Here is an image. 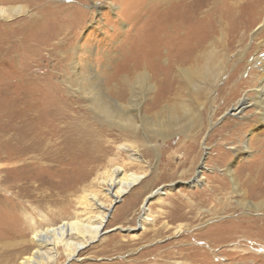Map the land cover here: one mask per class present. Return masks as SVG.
Listing matches in <instances>:
<instances>
[{"label": "rangeland", "instance_id": "374dc122", "mask_svg": "<svg viewBox=\"0 0 264 264\" xmlns=\"http://www.w3.org/2000/svg\"><path fill=\"white\" fill-rule=\"evenodd\" d=\"M228 1L236 5L248 0L219 3ZM156 2L0 0L2 7L24 9L19 14L8 9L11 17L0 16V125L11 134L15 111L52 118L53 104L61 106L56 101L64 103L62 98H69L80 101L89 112L86 124L98 130L95 143L99 147L94 150L95 163L82 160L68 166L30 167L23 158L15 159L9 142L4 141L5 147L0 144V198L8 201L0 204V264H19L32 254L37 246L31 239L34 231L78 217L87 222L112 205L102 234L70 258L59 245L57 258L45 264H264V237L254 235L264 229V186H260L264 184V96H259L258 86L264 78V16L244 33L242 42L230 45L228 57L222 43L217 46L226 69L200 95L191 87H180L173 72L172 90H178L180 97L170 100L163 88L169 87L163 84L167 80L157 74V59L161 58V64L170 62L169 50L175 54L187 43L178 40L176 45L171 40L162 45L163 34L156 40L155 26L163 31L167 15L143 12ZM253 2L257 0L249 1L250 8ZM41 18L44 24L31 31V39L12 42L6 38V33L23 23ZM177 54L185 55V50L178 48ZM139 72L148 74L153 89L136 85ZM124 76L130 78V85L121 84ZM89 77L97 80L114 106L140 115L133 126L100 119L87 99L75 92L74 84ZM55 87L63 88L66 97L55 99ZM190 97L196 109L191 128L157 131L158 125L151 121L159 122L163 107ZM242 97H248L249 103L230 113ZM30 106L36 107L38 115ZM72 121V117L65 119ZM116 167L119 176L136 172L144 177L113 202L102 179ZM78 173L88 174L86 182L76 183ZM250 177L255 179L251 183ZM27 185L31 189L21 193ZM160 188L162 192L145 204ZM88 190L97 192L104 208L94 205L85 210L80 202ZM13 197L15 201L10 202ZM145 215L150 220L144 221Z\"/></svg>", "mask_w": 264, "mask_h": 264}, {"label": "bare ground", "instance_id": "6f19581e", "mask_svg": "<svg viewBox=\"0 0 264 264\" xmlns=\"http://www.w3.org/2000/svg\"><path fill=\"white\" fill-rule=\"evenodd\" d=\"M157 1L158 2H156L155 5L150 6L147 10H143V12L144 11L153 12L154 10H156L157 12L161 13L162 16L165 14L167 15L166 18L167 20H165V24L162 27L163 31H161L160 27L157 28L155 26V30L157 34L156 40L160 37V34H163L165 35L163 41L159 39L162 45H164L167 41L169 42L171 40H175L174 44L176 45L179 44L178 40L187 43V46L185 47H182L181 45L180 47H178L181 48L182 50H185V55H178L177 54L178 48H177L175 54H173V50H169V52H171L170 54L171 57H169L171 58L170 62L161 64L160 62L161 58L157 59V63H158L157 74L158 76L161 75L164 78H166L167 82L163 84L169 87L168 88L163 87V88L165 89V94H167V97L170 100L178 99L180 97L178 90L177 91L172 90V87H174V85L172 84L173 81H171L173 80V72L176 73L175 76L178 80L177 82L179 83L180 87H187L188 89H190L191 87L195 89L197 92H199L200 95L201 90L205 88L207 89L209 85H212L217 78L219 79V76L226 69L227 65L225 60H223L224 58L222 57V54L220 53L219 55V51L217 50L215 51L217 46L222 43L225 49V55L228 57L231 51L230 45L235 41L242 42L243 39L246 38L244 33L250 32L253 24L264 16V0H261V2L257 0V2H253V5L251 3V8L249 3L250 0L243 3L237 2L236 5L233 3L228 5L229 1L227 4L219 3V0H157ZM8 9H11L17 14L24 11V9H22L21 6H17V5L12 7L0 6V16L8 15L9 17H11V15L8 14L9 13ZM43 24H44L43 18L37 20L32 19L29 22L23 23L21 26L18 25L19 26L18 30H11V31L9 30L10 32L6 33V38L12 42L13 41L16 42L17 39H21V40L31 39L34 34L31 33V31L41 28ZM195 31H200V33H197ZM20 34L22 37L19 36ZM221 52L223 53V49ZM128 69H130V67ZM20 71L21 70H19V72ZM133 71L137 72L136 68L133 69ZM124 77L120 78L121 84H125L126 86L130 85L129 82L130 78H126V77L124 78ZM135 80L137 83L136 85L137 86L139 85L138 87L140 86L142 87L143 85H146V87L144 88L146 90L154 88V85L150 82V77L148 76V74H145V72L144 73L139 72ZM163 80L164 79L161 80V83ZM258 82L259 84H261L258 85L260 86L259 96L261 97L264 96V78L259 80ZM34 83H38V82L36 81ZM49 85L52 86V84ZM73 88H75L74 90L76 93L80 94V96L82 95V97L87 99V103L89 104V107L95 112V114L100 119H103L104 121L117 123L127 128L128 124L130 127L133 126L135 119L140 117L138 113L135 115L129 114L128 112L121 109L119 105L118 107L114 106V102L109 101V99L107 98L108 94L105 93L103 87L99 85L97 80L95 81L91 77H89V80H84V79L79 80L78 83L76 82L74 84ZM54 91L55 92L53 96L55 99H59L60 95H64L66 97L63 88L55 87ZM189 93L194 94L192 90L189 91ZM161 95H162L161 92L157 94V100L154 101L156 102V104H158ZM62 99L63 100L65 99L66 101L63 103L61 101L55 100L57 103L61 104V106L56 103L53 104L52 114L54 115L52 116V118L46 119V118H42L43 116L41 118H37L35 114L31 115V113L28 112H27L28 114H26L23 111L13 112L11 114L12 115L11 120L13 121L11 134L9 133L7 127L0 125V144L3 147H5L6 142L4 141L9 142L12 148V154L13 156H15V159L23 158L25 165L30 167L31 166L38 167L40 165H43L44 163L45 165L47 163H53L59 166L72 164V163L79 164L81 163L82 160H83V164L87 162L95 163L96 158L94 157V150L97 148L96 147L97 144L95 143V138L97 137L98 130H94V127H92L89 124H86V119L88 118L87 113L89 112H87L86 109L83 108V106L81 105L82 103L80 101L78 102L72 101L69 98L67 99L62 98ZM192 99L193 97H190V99L182 103L177 101L173 103L174 101H172L173 103L172 106H167L166 108L163 107L164 110H162V113H159L161 114L159 116L160 124L157 121H155V123L151 121L152 125L153 126L158 125L156 130L161 132L162 134H165L170 130H174L178 127L184 129L191 128L190 126L193 125L195 121V115L193 112V109H195V107L193 106L194 99L193 100ZM245 102L249 103L248 97H242L239 100L238 104L230 109L232 111V114H236L240 110V108L242 109V107L245 106L246 104ZM261 103H264L262 99H261ZM30 109L32 110V113L37 111L35 106L34 107L30 106ZM130 113L132 112L130 111ZM68 117L73 118V121L71 123H66L68 120L65 122V119ZM263 121H264V113H263ZM62 123H64L63 126L61 125ZM130 156L133 155L131 154ZM79 167L81 168V166ZM119 169L120 168L116 167L112 170H107L106 177L102 179V182L107 183L109 185L108 191L112 193L113 202L118 197L128 192L136 183L139 182V180H141L144 177L143 174L136 172H131L119 176ZM25 174L28 175V173L26 172ZM87 175H88L87 173L76 174L74 177L76 183L82 184L86 182ZM250 179H249L250 183L255 180V179L253 180V177H250ZM236 183L238 184V182ZM260 186L262 187L264 186V184L261 183ZM30 187H32V185L31 186L27 185L24 188H21L20 189L21 193H23L24 191L25 193H28L26 192V190H29L28 188ZM114 188H116L115 192H113ZM160 192H162L161 188L154 190L150 194L151 197L149 199L156 196V194ZM6 198L7 197L5 195L4 199ZM97 199H98L97 192L94 190H90V191L88 190L85 192L83 199L80 203L84 205L85 210L90 211L91 209H93L94 205H96L97 207H103L104 204L102 202H99ZM9 200L10 202L15 201L14 197L9 198ZM118 200L120 199H117L116 201ZM1 202H8V201L7 200L3 201L0 198V204ZM109 210L110 207H107V209L104 208L103 210H100V212L97 215H94L93 217H89L87 222L80 219L81 217L80 218L78 217L74 220L63 222L62 224L57 226L47 227L44 229H38L34 231L31 236V239L34 242V244H36L37 246L33 250L32 254L22 258L19 264H45L47 262L54 261L59 254L57 250V247L59 245H62L64 247V250L68 254L69 258L75 256L76 253H78V251H80L88 242L96 239V237H98L100 234L103 233ZM143 219L144 221L150 220V218L147 217L146 215L143 217ZM141 226H143L142 222H141ZM254 235L259 238L264 237V229L255 232ZM87 236H89V239ZM252 237L254 236L252 235ZM23 240L26 241V239L24 238ZM260 255L261 254H258V256Z\"/></svg>", "mask_w": 264, "mask_h": 264}, {"label": "water", "instance_id": "95a60500", "mask_svg": "<svg viewBox=\"0 0 264 264\" xmlns=\"http://www.w3.org/2000/svg\"><path fill=\"white\" fill-rule=\"evenodd\" d=\"M230 113H232V111H230ZM151 197V195L150 196H148L147 198H146V200H145V204L147 203V202H149V198ZM119 201V200H118ZM117 201V202H118ZM114 208V205H112V207H111V209L109 210V213L111 212V210ZM107 219H108V216H107ZM122 231H124V232H127L128 230L127 229H121Z\"/></svg>", "mask_w": 264, "mask_h": 264}]
</instances>
